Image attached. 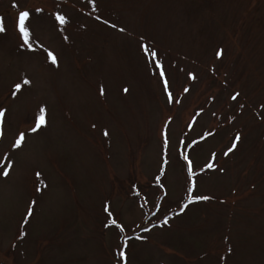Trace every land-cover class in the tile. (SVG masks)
Segmentation results:
<instances>
[{
	"label": "rangeland",
	"instance_id": "1",
	"mask_svg": "<svg viewBox=\"0 0 264 264\" xmlns=\"http://www.w3.org/2000/svg\"><path fill=\"white\" fill-rule=\"evenodd\" d=\"M0 27V264H264V0H0Z\"/></svg>",
	"mask_w": 264,
	"mask_h": 264
},
{
	"label": "snow or ice",
	"instance_id": "2",
	"mask_svg": "<svg viewBox=\"0 0 264 264\" xmlns=\"http://www.w3.org/2000/svg\"><path fill=\"white\" fill-rule=\"evenodd\" d=\"M90 2H91V0H90ZM13 6L15 7V5H13ZM37 11H40V10L37 9ZM28 17H29V12H27V11H20L19 14H18V17L16 19V22H15L16 30L19 33V38L23 40L24 45H29V40H28L29 33H28V30H27V28L25 26V21L28 19ZM55 19H56V21H58L61 24H63L65 22V18L63 16H60V15H57L55 17ZM3 31H4V28L3 27H0V32H3ZM141 47L143 48L144 46L141 45ZM29 50H31L30 45H29ZM150 55L153 58H155L156 53L155 52H152V53H150ZM216 55L217 56H220V52H217ZM48 58L51 60V62L53 64L56 63V60L53 57V54L51 52H48ZM156 67L158 69H161V71H160V78H161V80H164L165 73L162 70V66L159 63H157L156 64ZM189 78H192L191 74H189ZM17 87H19V86H17ZM124 91H127V89H125ZM185 91H187V89H185ZM164 92L166 94H168L169 102H171L172 101V96H171V94L168 91V86H167V82L166 81H165ZM235 98H236L235 96L232 97V99H235ZM0 115H3V113L0 112ZM43 124H44V109L41 108L39 115L35 119V128H32L31 131H35L37 128H40L41 125H43ZM162 135H166V134H163L162 133ZM23 139H24V133H20L19 136L16 138L15 143L12 145V147L15 148V147L20 146L21 141ZM236 140H239V135L238 134L236 136ZM164 143H165V145H167V139H165ZM235 147H236V143L234 141L233 144H232V147H229L227 149V151L224 152V155L227 156L230 152H232L234 150ZM185 160H187V157H185ZM205 167L211 168V167H214V165L213 164H206ZM188 172H189V180H191L192 168H191L190 162H189ZM0 175H5L6 176L7 175V169H0ZM191 191H192V185L189 184V192H191ZM207 199H209V197H207V196H202V197H196L195 198V200H207ZM191 200H192V198H190V201ZM192 202H194V201H192ZM30 214H31V210H29V215ZM110 223L113 224V225H115L117 228H120L121 231H123V228L120 227V225L116 224V221L115 220H111ZM164 223H167V220H165ZM105 226L107 227L108 225H105ZM120 257H121V259L124 258V253L123 252H120Z\"/></svg>",
	"mask_w": 264,
	"mask_h": 264
}]
</instances>
